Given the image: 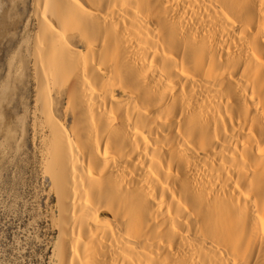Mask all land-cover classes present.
<instances>
[{
	"label": "bare ground",
	"instance_id": "bare-ground-1",
	"mask_svg": "<svg viewBox=\"0 0 264 264\" xmlns=\"http://www.w3.org/2000/svg\"><path fill=\"white\" fill-rule=\"evenodd\" d=\"M20 134L53 264H264V0H0Z\"/></svg>",
	"mask_w": 264,
	"mask_h": 264
},
{
	"label": "rangeland",
	"instance_id": "rangeland-1",
	"mask_svg": "<svg viewBox=\"0 0 264 264\" xmlns=\"http://www.w3.org/2000/svg\"><path fill=\"white\" fill-rule=\"evenodd\" d=\"M30 138H21L29 146L21 141L13 149L0 148V264H53L56 198L34 161Z\"/></svg>",
	"mask_w": 264,
	"mask_h": 264
}]
</instances>
